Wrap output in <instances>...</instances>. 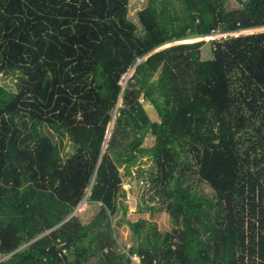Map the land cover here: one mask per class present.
I'll list each match as a JSON object with an SVG mask.
<instances>
[{
	"label": "trees",
	"instance_id": "1",
	"mask_svg": "<svg viewBox=\"0 0 264 264\" xmlns=\"http://www.w3.org/2000/svg\"><path fill=\"white\" fill-rule=\"evenodd\" d=\"M232 1L149 0L137 26L130 0H0V264H264V31L234 35L264 28V0ZM212 31V59L156 51ZM149 135L164 233L122 202Z\"/></svg>",
	"mask_w": 264,
	"mask_h": 264
},
{
	"label": "rangeland",
	"instance_id": "2",
	"mask_svg": "<svg viewBox=\"0 0 264 264\" xmlns=\"http://www.w3.org/2000/svg\"><path fill=\"white\" fill-rule=\"evenodd\" d=\"M149 0H130L129 3V12L128 16L137 26L139 25L138 22V13L139 11L143 10L147 7ZM228 7L230 10H236L237 5L232 0H228ZM250 31V32H249ZM264 28L259 29H252L246 31H239L234 33V35H241V34H253L263 32ZM225 35V34H224ZM222 35L214 34L212 36H206L201 38H189L187 40H183L180 42H173L169 44H165L159 47L156 51H160L169 47L182 45V44H195V43H203L202 46V59H212V51L211 49L214 48L213 42L222 39ZM187 41V42H186ZM155 51V52H156ZM134 74V70L132 69L126 76H123L121 79V86L125 87L127 80ZM155 79V78H154ZM16 82L13 78H5L3 75L0 74V85H13ZM144 109L146 110L147 114L149 115L150 119L153 122H159L160 119L152 106L148 103H144ZM113 129V124L110 125L107 134V140H109L108 135H111ZM65 151L71 153L73 151L72 146L69 144L67 139L63 140ZM155 140L154 137L151 135L147 136L144 140L143 144L138 148H132L131 153L134 155L136 164L131 169V174L129 176L124 174L123 168H121L120 172L123 175V185L122 190L125 193V197L122 199L124 206L127 207L126 212V219L131 222H136L138 220H147L156 225L157 230L160 232H169L172 229V225L170 222V216L163 210V205L161 202L152 201L150 196L154 193L153 190L149 187L148 178H153V175L149 173V170L154 167L155 163L151 159L153 155L152 146L154 145ZM138 169H141L142 172H138ZM202 192L212 197V192L209 188L203 187ZM149 208H153L155 210L151 211ZM141 209V211H140ZM97 208L94 207H87V204H81L77 212L84 223H89L92 217L96 214ZM124 218L123 213L117 215L116 220L122 221ZM115 234L117 237V242L120 245V251L122 253L128 254V249L132 245V234L128 224L123 223L121 227L115 228ZM212 246L208 245L206 256L207 261H210L212 258ZM133 264V263H132ZM134 264H140V260L134 262Z\"/></svg>",
	"mask_w": 264,
	"mask_h": 264
},
{
	"label": "built area",
	"instance_id": "3",
	"mask_svg": "<svg viewBox=\"0 0 264 264\" xmlns=\"http://www.w3.org/2000/svg\"><path fill=\"white\" fill-rule=\"evenodd\" d=\"M214 34H220V35H222V37L226 36V35H224V34H222V33L217 32V31H212V33H211L210 36H212V35H214ZM129 258L131 259V261H132L133 264H134V262L137 261V260H140V264H141V258H140V257H138V256H136V255H132V256L129 255Z\"/></svg>",
	"mask_w": 264,
	"mask_h": 264
},
{
	"label": "water",
	"instance_id": "4",
	"mask_svg": "<svg viewBox=\"0 0 264 264\" xmlns=\"http://www.w3.org/2000/svg\"><path fill=\"white\" fill-rule=\"evenodd\" d=\"M108 138H110V135H108ZM82 204H86V201H83ZM76 212H77V210L73 213V215H75ZM73 215H72V216H73Z\"/></svg>",
	"mask_w": 264,
	"mask_h": 264
},
{
	"label": "bare ground",
	"instance_id": "5",
	"mask_svg": "<svg viewBox=\"0 0 264 264\" xmlns=\"http://www.w3.org/2000/svg\"><path fill=\"white\" fill-rule=\"evenodd\" d=\"M250 32V31H249ZM187 42V41H186Z\"/></svg>",
	"mask_w": 264,
	"mask_h": 264
}]
</instances>
